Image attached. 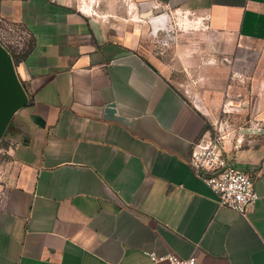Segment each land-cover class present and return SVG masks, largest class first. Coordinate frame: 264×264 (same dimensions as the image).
Segmentation results:
<instances>
[{
	"label": "crops",
	"instance_id": "1",
	"mask_svg": "<svg viewBox=\"0 0 264 264\" xmlns=\"http://www.w3.org/2000/svg\"><path fill=\"white\" fill-rule=\"evenodd\" d=\"M170 12L200 27L174 33ZM0 21L29 38L27 103L1 139L0 264H264V0H0ZM217 131L254 179L245 215L188 164Z\"/></svg>",
	"mask_w": 264,
	"mask_h": 264
},
{
	"label": "built area",
	"instance_id": "2",
	"mask_svg": "<svg viewBox=\"0 0 264 264\" xmlns=\"http://www.w3.org/2000/svg\"><path fill=\"white\" fill-rule=\"evenodd\" d=\"M188 164L211 189L219 208L245 215L258 200L253 177L238 169L225 157L222 137L194 145ZM149 257L155 262L165 260L169 264H197L194 256L180 259L174 255L158 257L151 253Z\"/></svg>",
	"mask_w": 264,
	"mask_h": 264
},
{
	"label": "rangeland",
	"instance_id": "3",
	"mask_svg": "<svg viewBox=\"0 0 264 264\" xmlns=\"http://www.w3.org/2000/svg\"><path fill=\"white\" fill-rule=\"evenodd\" d=\"M169 19L174 33H180L182 28L187 25L188 28L200 27L199 19L192 14H185L184 12H170ZM140 25L144 26L142 20ZM142 32L143 31L141 30V33ZM162 36L163 34L159 32L156 36L150 37V31L148 30L147 32L146 39L147 42L152 45L153 54L155 56L161 55L160 39ZM28 41V36L20 27L0 21V44L10 55L19 54L25 51ZM172 81L188 96H193V93L197 92V87L193 84L192 79L189 77L185 78L179 74H174ZM217 134L218 136L219 134L223 136L222 131H217Z\"/></svg>",
	"mask_w": 264,
	"mask_h": 264
},
{
	"label": "water",
	"instance_id": "4",
	"mask_svg": "<svg viewBox=\"0 0 264 264\" xmlns=\"http://www.w3.org/2000/svg\"><path fill=\"white\" fill-rule=\"evenodd\" d=\"M27 103L8 52L0 44V141L14 114Z\"/></svg>",
	"mask_w": 264,
	"mask_h": 264
},
{
	"label": "trees",
	"instance_id": "5",
	"mask_svg": "<svg viewBox=\"0 0 264 264\" xmlns=\"http://www.w3.org/2000/svg\"><path fill=\"white\" fill-rule=\"evenodd\" d=\"M29 53V51L25 50L23 51L22 53H19V54H12L10 55L11 59H12V62H13V65L14 67H16L23 59H25V57L27 56V54ZM2 146V141H0V148Z\"/></svg>",
	"mask_w": 264,
	"mask_h": 264
}]
</instances>
